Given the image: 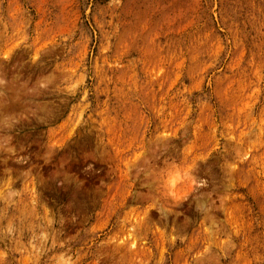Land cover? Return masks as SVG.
Listing matches in <instances>:
<instances>
[{
    "label": "rangeland",
    "instance_id": "rangeland-1",
    "mask_svg": "<svg viewBox=\"0 0 264 264\" xmlns=\"http://www.w3.org/2000/svg\"><path fill=\"white\" fill-rule=\"evenodd\" d=\"M0 264H264V0H0Z\"/></svg>",
    "mask_w": 264,
    "mask_h": 264
}]
</instances>
